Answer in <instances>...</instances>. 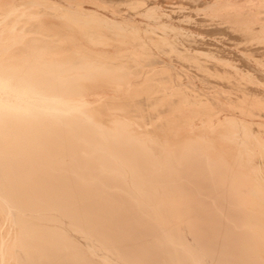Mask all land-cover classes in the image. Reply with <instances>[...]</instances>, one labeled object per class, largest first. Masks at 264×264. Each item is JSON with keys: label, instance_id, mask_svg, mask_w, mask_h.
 <instances>
[{"label": "bare ground", "instance_id": "1", "mask_svg": "<svg viewBox=\"0 0 264 264\" xmlns=\"http://www.w3.org/2000/svg\"><path fill=\"white\" fill-rule=\"evenodd\" d=\"M76 2L0 0V264H264V87ZM194 8L264 62V0Z\"/></svg>", "mask_w": 264, "mask_h": 264}, {"label": "rangeland", "instance_id": "2", "mask_svg": "<svg viewBox=\"0 0 264 264\" xmlns=\"http://www.w3.org/2000/svg\"><path fill=\"white\" fill-rule=\"evenodd\" d=\"M77 2V4H83V7H86L89 3H91V4H94V5H98V7H100L99 9H101V10H99V11H101V12H103V13H108V14H112V15H114L115 13H117V14H119L118 16V18H120V14H127V9L128 8H130L131 6H133L134 5V7L136 8L135 9V11L137 12H135V14H132V15H135V16H137V18L138 17H140V15H141V18L143 17V18H147V21H148V23L150 22V27H152V28H155V25L157 24V21H159V19L161 20V22L164 24V23H166V26H165V28H166V30L165 31H168L167 33H169V35L170 34H172L171 36L175 39L176 37V40H177V42H178V44H180V45H182L181 47H184L185 46V38H187L188 36V39H190V38H192V36L191 35H194L195 37L196 36H203V37H205V39H207L209 42H205V43H207V44H205V43H203V44H205V45H208L207 47L204 45V46H201V45H196L197 43H194L195 41H194V38H193V41L190 43L189 42V40H187L186 42H188L189 44H191L190 46H191V48H195L194 49V51L197 49V51H202V52H205V55H208L209 57L211 56L212 57V55L215 57V58H217L218 60L220 59L221 60V62H227V63H225V64H229L228 66L229 67H232V68H236L237 69V71H238V73H237V71H236V74H240L241 76H243V78H245V79H249L250 81H246L245 82V84L246 85H253L254 83H255V85H253V86H255V87H264V62L263 61H255L254 60V63L251 65V67H250V69L249 68H247L246 66H245V64H244V61H243V58H244V56H246V54H247V57H249L250 56V58H251V54H253V53H249V51L247 52L246 51V49H244L245 47H241V46H244L245 45V43H246V46L248 45V44H250L249 42H241L242 41V39L240 38V35H239V37H238V39H234V38H236V37H234L233 38V34H234V36H236V34H239V33H242V32H239L237 29H238V27L237 26H235L234 24H232L233 26H234V33H229V31H231V29H232V25L231 24H228V23H223L222 25H224L227 29H229V31L225 28V27H222V26H220L221 25V23H219L220 25L218 26L217 24V22H221V21H219V20H222V19H219V20H217V19H215L214 21H213V17H212V19H207V18H205L204 20H207L209 23H207L206 25L207 26H205V27H201V28H195L194 29V27H192L190 24V22H188V21H191L194 17H191V15H190V13H189V11L191 10V9H193L194 7V9L195 10H197V9H199V7L200 8H202V7H205V6H209V5H211V3L213 4V3H216L217 2V0H192L191 2H189V1H181L180 3H179V1H177V0H142V2L140 1V3L139 2H135V0H76ZM89 2V3H87V2ZM95 1V2H94ZM99 1H101L100 3H99ZM108 2V4H107V2ZM114 1H117V2H114ZM118 1L119 2H121L120 4L118 3ZM148 3H147V2ZM79 2V3H78ZM98 4H97V3ZM105 2V3H104ZM114 2V3H113ZM125 2V3H124ZM146 2V3H145ZM209 2V3H208ZM111 3V4H110ZM116 3V4H115ZM199 3V4H198ZM201 3V4H200ZM107 4V5H106ZM127 4V5H126ZM137 4V5H136ZM100 5V6H99ZM116 5V6H115ZM122 5V6H121ZM131 5V6H130ZM185 5V6H184ZM191 5V6H190ZM109 6V7H108ZM118 6V7H117ZM128 6H130V7H128ZM141 6V7H140ZM146 6V7H145ZM157 6V7H156ZM177 6V7H176ZM180 6V7H179ZM95 7V6H94ZM124 7L126 8V9H124ZM128 7V8H127ZM174 7H176V8H174ZM189 7V8H188ZM196 7H197V9H196ZM96 8V7H95ZM109 8H113V9H109ZM138 8H140V9H138ZM154 8V9H153ZM170 8H172V10L170 9ZM184 8V9H183ZM104 11H103V10ZM108 11H107V10ZM116 9H118V10H116ZM162 9V10H161ZM176 9V10H175ZM189 9V10H188ZM111 10H112V12H111ZM146 10H148V11H146ZM154 10V11H153ZM155 10H157L158 12L159 11H161V12H157L156 13V11ZM166 11V12H163V11ZM110 11V12H109ZM143 11V12H142ZM169 11V12H168ZM180 11V12H179ZM188 13H187V12ZM115 12V13H114ZM119 12H121V13H119ZM140 12V13H139ZM155 12V13H154ZM181 12H182V14H181ZM140 15H139V14ZM152 13H154V14H152ZM164 13V14H163ZM117 14H115V15H117ZM146 14H147V16H146ZM164 16V20H163V16ZM167 14V15H166ZM139 15V16H138ZM188 15H189V17H188ZM152 16V17H151ZM161 16V17H160ZM219 16V15H218ZM171 17V18H170ZM225 17V16H224ZM223 16L221 17L220 16V18H224ZM123 18V17H122ZM192 18V19H191ZM121 19V18H120ZM167 19H169V20H167ZM173 19L175 20V22L173 21ZM178 19H179V22H178ZM187 21H186V20ZM227 20L229 19L230 20V18H226ZM170 20H172V21H170ZM182 20V21H181ZM185 20V21H184ZM184 21V22H183ZM154 22H155V25H153L154 24ZM160 22V21H159ZM160 22V23H161ZM171 22V23H170ZM153 23V24H152ZM170 24V26H169V24ZM186 23H190V24H186ZM211 23V24H210ZM171 24H173V27H175L177 30H175V28L173 29V27H172V25ZM208 24H210L211 26H212V24H213V27H210V25H208ZM179 25V26H178ZM216 25V26H215ZM228 25H229V28H228ZM189 26V27H188ZM172 27V28H171ZM208 27H210V28H208ZM217 27V28H216ZM224 28V29H222V28ZM235 27H237V31L235 30ZM218 29V31L222 34L223 32H225L226 30L228 31H226L225 33H223L222 35H220V33L218 32V34L220 35H218V34H216L215 33V31L213 30V32H211V30L212 29ZM221 28V29H220ZM181 29V30H180ZM186 29H187V31H186ZM201 30V32L200 33H197V32H199L198 30ZM203 29V30H202ZM206 29V30H205ZM215 29V30H216ZM226 29V30H225ZM173 30H174V32H177V31H181V33H180V31H179V33L181 34V35H178L179 33H173ZM185 30V31H184ZM223 30V31H222ZM225 30V31H224ZM183 31V32H182ZM197 31V32H196ZM203 32V33H202ZM216 32H217V30H216ZM237 32V33H236ZM203 35H202V34ZM207 33V34H206ZM236 33V34H235ZM212 34V35H211ZM215 34H216V36H215ZM229 34H230V37H229ZM175 35H177L176 37H174ZM215 37H214V36ZM218 35V36H217ZM193 36V37H194ZM209 36V37H208ZM211 36V37H210ZM222 36H224L223 38H221ZM226 37H227V40L228 41H226ZM216 38V39H215ZM219 38V39H218ZM234 39V40H233ZM240 39V40H239ZM179 40L181 41V43L179 42ZM190 40H192V39H190ZM212 40H215V41H212ZM228 43H230V42H232V43H230V44H227L225 41ZM236 40V41H235ZM184 41V42H183ZM212 41V42H211ZM217 41V42H216ZM233 41H234V43H233ZM237 42V43H236ZM239 42H241V44L239 43ZM186 44V46H185V48L187 47V46H189V44ZM192 43H194L193 45H192ZM209 43V44H208ZM217 43V44H216ZM236 43V44H235ZM238 43H239V46H238ZM200 44V43H199ZM219 44V45H218ZM232 44H234V45H232ZM243 44V45H242ZM210 45V46H209ZM229 45V46H228ZM236 45V46H235ZM148 46L149 47H151V51H152V53L153 54H151L152 56H148V57H150V59L151 58H154L155 60L154 61H156V63L154 62L153 64H154V66L155 67H160V66H162L163 64H164V59H160V56H158V55H156L157 54V51H158V49L160 50V52L159 53H165L166 51L163 49V48H161V47H159L158 45H156V44H154V42H148ZM190 46L188 47V48H190ZM193 46V47H192ZM195 46V47H194ZM211 46H212V48H211ZM217 46L219 47V48H217ZM221 46H222V48H221ZM224 46V47H223ZM198 47V48H197ZM241 47V48H240ZM207 48V49H206ZM215 48H217L216 50H215ZM226 48V49H225ZM228 48V49H227ZM200 49V50H199ZM219 49V50H218ZM244 49V50H243ZM155 50V51H154ZM210 53H209V52ZM219 52V53H218ZM221 52V53H220ZM241 52V53H240ZM207 53V54H206ZM245 53V54H244ZM248 53L250 54L249 56H248ZM167 54V53H166ZM157 57H156V56ZM168 55V54H167ZM171 55V54H170ZM221 55H222V57H221ZM225 55V56H224ZM240 55V56H239ZM220 56V57H219ZM243 58H242V57ZM253 56H254V54H253ZM255 56H257V55H255ZM157 58V59H156ZM225 58H226V60H225ZM237 58V59H236ZM161 61H163V62H161ZM242 59V60H241ZM158 60H159V63H161V64H158ZM229 60V61H228ZM236 60V61H235ZM249 60V59H248ZM253 60V59H252ZM234 62H236V63H234ZM240 62V63H239ZM257 62H259V63H257ZM263 62V63H262ZM163 63V64H162ZM232 63V64H231ZM156 64V65H155ZM237 64V65H236ZM256 64H259V65H257V67H256ZM261 64V65H260ZM263 64V65H262ZM233 65H235V66H233ZM263 67V68H262ZM254 68V69H253ZM260 69V70H257V69ZM251 69H253L254 70V72L257 70L258 72L257 73H259L260 72V74H261V76L259 77L257 74H256V72L254 73L253 72V70H251ZM256 69V70H255ZM242 70L244 71V74L242 73ZM246 70V71H245ZM248 70V71H247ZM246 72V73H245ZM248 72H250V73H248ZM253 73L255 74V77H253L254 75H253ZM243 74V75H242ZM246 74V75H245ZM249 74V75H248ZM251 75V76H250ZM256 75H257V77H256ZM259 77V78H258ZM261 77H263V78H261ZM181 78H183V79H181ZM180 78V86H185V85H188V84H190V81H189V79H188V77L187 76H182ZM253 78V79H252ZM258 78V79H257ZM204 79V80H203ZM260 79V80H259ZM206 80H205V78H201L200 79V83H201V85L202 86H204V85H207V84H205V83H208L207 81L205 82ZM203 82H204V85H203ZM261 83V84H260ZM263 83V84H262ZM205 87V86H204ZM234 95V94H233ZM233 97H237V96H233ZM204 100V99H203ZM238 106V105H237ZM237 109H239V108H237ZM249 109H250V107H249ZM251 111H253V107H251V109H250ZM251 111H249L250 112V114L249 115H255L256 114V112L254 113V111L253 112H251ZM258 114V113H257ZM256 114V115H257Z\"/></svg>", "mask_w": 264, "mask_h": 264}]
</instances>
